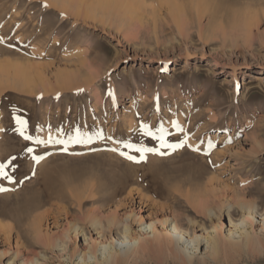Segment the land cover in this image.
<instances>
[{
	"label": "rangeland",
	"instance_id": "rangeland-1",
	"mask_svg": "<svg viewBox=\"0 0 264 264\" xmlns=\"http://www.w3.org/2000/svg\"><path fill=\"white\" fill-rule=\"evenodd\" d=\"M79 1L0 0V165L7 173V176H0V187L8 189L0 192V211L3 212H0V264H78L79 254L88 251L98 241L92 229L86 239L81 236L75 241L67 239L69 255L49 250L42 243L36 244L50 237H65L72 218L62 208L68 207L72 199L71 211L74 208L79 210L76 196L86 184L74 185L79 189L68 188L66 201L57 202L58 199L54 198L49 202L48 197L53 185L50 184L58 178L72 175L73 171H94L87 174L90 178L93 175L92 184H103L101 192L94 194V198L108 202L105 210L101 211L102 216L112 213L125 220L134 210L136 216L133 220L136 222L159 221L162 215L156 208V201L158 205L170 202L148 191L142 195H150V201L145 199L144 202L136 188H132L135 192L133 197L128 196L134 171L141 170L142 165L155 156L159 161L155 160L156 164L164 169L162 182L167 178V185L183 202L179 208L176 207V214L186 219V226H189L185 217L188 209L193 213L192 218L198 215L192 205L189 207V197L205 195V199L210 195V201L213 198L216 203L225 201L222 203L225 207L233 205L232 219L226 212L220 220L204 217L208 219V231H199V228L198 234L205 232L211 237H226V240L221 241L222 250L216 258L210 256L207 246H200L193 264H264V250L233 248L228 241L242 217L237 204L245 201L258 207L260 215L255 219L253 229L251 226L247 228L251 233H257L264 243V233L261 232V220L264 218V46H261L264 40V4L260 7L264 0L252 3L261 1L254 5L261 9L257 10L261 13H254L259 17V24L254 26L251 35L243 33L234 23L240 20L239 13L247 0L242 5V0H120L117 9L112 10L98 7L97 0ZM208 1L219 4L220 21L224 22L222 19L225 18L230 25L219 21L221 24L214 28L209 14L208 17L199 15ZM252 1L250 6L247 1L248 9ZM190 2L195 6L190 8ZM233 3L240 11L234 6L232 8ZM175 4H180L184 12ZM172 8L178 10L179 16ZM255 8L250 10L256 12ZM249 11L247 15H253ZM234 12L239 15L236 16L238 19L233 17ZM246 13V18L242 14L241 20L251 21L253 17L249 18ZM209 28H214L217 33L209 31ZM247 42L251 48L245 45ZM24 71L31 75L28 76L32 79L31 84L18 77L19 72ZM110 90L112 95H109ZM18 120L25 122L24 135L33 139L25 140L20 134ZM145 126L154 136L145 134ZM160 129H163L164 142L171 143L177 139L175 143L187 144L192 155L181 158L177 155L184 148L159 147L162 141L155 137L161 136ZM37 138L45 143L37 144ZM50 138L51 143L48 142ZM78 139L81 142H76ZM210 142L212 147H209ZM155 145H159L158 148L166 154L162 155L160 151L144 153L145 159L140 163L129 161L120 154L123 152L139 158L140 153L135 148H154ZM28 148L33 152L29 153ZM35 155L44 156L42 162H34L32 157ZM100 161L104 162L103 166H100ZM41 165L45 169L39 173L37 170ZM182 165L187 167L186 174L173 175L170 168ZM56 166L70 172L64 171L66 175L62 172V177H59L61 171L58 175ZM53 167L58 171L51 173L50 170L55 169ZM47 168L51 176L42 173ZM130 172H133L132 178ZM39 174L46 175V179ZM182 175L184 177H180ZM112 176L129 180L124 197L132 199L135 205L130 204L128 198L124 199V194L123 199L121 196L114 198L113 193L118 186L110 182ZM8 177H13V180H7ZM40 179L46 188L39 184ZM205 186L208 195L203 194ZM108 193L111 196H107ZM24 198L47 206L40 211L22 208L20 205ZM11 200L16 202L15 205ZM123 201L125 206H121ZM198 202L195 205L199 206ZM97 205L86 206L84 214L97 207L99 209L101 204ZM167 213L173 217L170 210ZM38 221L42 226L39 232L34 229ZM157 225L161 230V225ZM134 229L138 238L152 242V235L143 234L135 225ZM235 237L238 239L239 235ZM76 247L80 252L71 258ZM42 253L48 259H43ZM158 253L151 248L135 251L128 264H182L181 256L177 258L168 252L161 257ZM33 258H38L39 262H33Z\"/></svg>",
	"mask_w": 264,
	"mask_h": 264
},
{
	"label": "bare ground",
	"instance_id": "bare-ground-1",
	"mask_svg": "<svg viewBox=\"0 0 264 264\" xmlns=\"http://www.w3.org/2000/svg\"><path fill=\"white\" fill-rule=\"evenodd\" d=\"M49 1H51V2H53V3H58V2H62V1H66V2H71V3H73V2H78L79 0H49ZM81 1V0H80ZM79 1V2H80ZM82 1H84V0H82ZM87 1V0H86ZM119 1L120 0H97V2H96V4H97V6L98 7H100V8H102V9H108V10H112V9H117L116 7H118L119 5H120V3H119ZM237 1V0H236ZM240 1V0H239ZM238 1V3L237 4H239V7L242 5V3H243V1H246V0H242V2H241V5H240V2ZM248 1V0H247ZM245 2V6H246V3H248V2ZM250 1L251 0H249V3H248V6H250L249 4H250ZM256 1V0H255ZM173 2H177V1H173ZM221 2V1H220ZM222 2H224V1H222ZM230 2V1H229ZM254 2V0L251 2V7H249V9L247 8V6H246V9H245V11L243 10V7L245 8V6L243 5L242 6V11H244V12H242V11H240V9H238L239 7L237 6V4H236V6L238 7V8H236V6H235V4L234 5H232V8H233V6H234V9H238L240 12H241V14L239 13V15H240V17L242 18V14H244V16H245V12H247L246 13V15L248 14V11L250 10V8H255V6L254 5H257L258 3H260L259 1H258V3L257 4H252ZM65 3V2H64ZM178 3H180V2H178ZM190 3H192V2H190ZM194 3V2H193ZM190 4V8H191V6L193 5V6H195L194 4ZM206 3V6H205V8H202V10H200V14L199 15H201V16H207V14H209L210 16V19L212 18V26H214V28L215 27H217V25L219 26V24H221V23H226V24H228L229 22L228 21H226V20H224V19H222L224 22H222V21H220L221 19H220V17H219V14H220V7L218 6L219 4L217 3L216 5L215 4H213V3H211V2H205ZM225 4H226V2H224ZM224 3H222V4H224ZM236 3V2H235ZM254 3H256V2H254ZM189 4V3H188ZM231 4H232V1H231ZM264 3H260V7L263 5ZM76 5V4H75ZM173 5V4H172ZM177 4H175V6H176ZM183 5V4H182ZM196 5H197V3H196ZM253 5V6H252ZM81 6V5H80ZM179 6V7H178ZM178 6H176V8L178 9V10H184L183 9V7L181 6L180 7V4L178 5ZM221 6V5H220ZM231 6V5H230ZM97 7V8H98ZM257 7V6H256ZM173 8H174V6H173ZM173 8L171 9V10H173ZM174 9L173 11L175 12H177V14H178V10L177 9ZM180 8V9H179ZM223 8H225V7H223ZM228 8V7H227ZM241 8V7H240ZM189 9V8H188ZM192 9H193V7H192ZM252 9L250 10L251 12H253L252 11ZM126 10V9H125ZM237 10V11H238ZM247 10V11H246ZM257 10H261L259 7H257V8H255V11L257 12ZM172 11V12H173ZM229 11V10H228ZM230 11H232V10H230ZM249 11V12H250ZM184 12V11H183ZM202 12V13H201ZM223 12H224V10H223ZM253 12L252 14L253 15H247L249 18H252L253 17V21L251 20L250 21V19H248L249 21H245V19H244V21H243V19L241 20V18H239L240 20H237V21H235L234 23L237 25V27H239L238 29L239 30H242L243 31V33H244V31H245V33L246 34H248V35H251L252 33H253V28H254V26H258V24H259V22H258V18L256 17V15L254 16V13L255 14H258L259 12ZM189 13V12H188ZM195 13V12H194ZM222 13V12H221ZM227 13V12H226ZM225 13V14H226ZM261 13V12H260ZM176 14V13H175ZM183 15L185 14V13H182ZM235 14V15H234ZM250 14V13H249ZM263 14V13H262ZM186 15V14H185ZM221 15V14H220ZM233 17L235 18L236 16H237V14L234 12L233 13ZM239 15L237 16V17H239ZM178 16H179V14H178ZM188 16V15H187ZM204 16V17H205ZM222 16V15H221ZM260 16V15H259ZM197 17H198V15H197ZM208 17V16H207ZM236 17V19H238ZM256 17V18H255ZM191 18V17H190ZM245 18H246V16H245ZM202 19V18H201ZM219 21L221 22V23H219ZM230 21V20H229ZM260 21V20H259ZM252 22V23H251ZM256 22V23H255ZM258 22V23H257ZM255 23V24H254ZM229 25H230V23H229ZM232 26H230V28H231ZM255 27V28H256ZM212 28V27H211ZM211 28H209V31H213L214 32V28L213 29H211ZM233 28V27H232ZM185 29V28H184ZM187 29V28H186ZM211 29V30H210ZM235 29V28H234ZM237 29V28H236ZM217 30V29H216ZM215 30V31H216ZM219 30V29H218ZM239 32V31H238ZM238 32H236V33H238ZM215 33V32H214ZM213 33V34H214ZM217 33V32H216ZM215 33V34H216ZM249 37V36H248ZM250 40V39H249ZM252 42V41H251ZM262 42L263 43H261V46H264V40H262ZM248 43H250V42H247V43H245V45L247 46V45H249V46H252L251 44H248ZM248 47V46H247ZM248 48H251V47H248ZM1 65V64H0ZM17 67H20L19 65H17ZM21 67H23V66H21ZM23 68H26V67H23ZM17 69H19V68H17ZM16 69V70H17ZM32 70V69H31ZM31 70H29V72L31 71ZM33 71V70H32ZM31 71V75H33V72ZM30 74H27L25 71L24 72H19V75H18V77L19 78H22V80L24 81V82H26L27 84H31V82H32V79H30L28 76H29ZM30 75V76H31ZM35 75H33V77H34ZM34 80H36L35 78H34ZM14 82H16V81H14ZM36 82V81H35ZM62 82L65 84V83H67L66 82V79L63 77L62 78ZM18 84V83H17ZM61 122V121H60ZM130 125V124H129ZM87 127V126H86ZM133 127V126H132ZM58 128V127H57ZM88 128V127H87ZM134 128V127H133ZM57 130V129H56ZM130 130V129H129ZM132 130V129H131ZM154 132V131H153ZM134 133V132H133ZM137 133V132H136ZM142 134H143V132H142ZM27 135V134H26ZM37 135V134H36ZM112 135V134H111ZM137 135V134H136ZM144 135V134H143ZM164 136H165V134H164ZM168 136V135H167ZM167 136H165V137H167ZM179 136V135H178ZM58 137V136H57ZM68 137V136H67ZM128 137V136H127ZM158 137V136H157ZM164 137V138H165ZM180 137V136H179ZM140 138V137H139ZM144 138V137H143ZM177 138V137H176ZM112 139V138H111ZM126 139V138H125ZM145 139V138H144ZM171 139V138H170ZM174 139V138H173ZM185 139V138H184ZM117 140V139H116ZM131 140V139H130ZM143 140V139H142ZM154 140V139H153ZM165 140V139H164ZM137 141V140H136ZM155 141V140H154ZM176 141H177V139H176ZM175 140H172L171 141V143L170 142H166V144H174L175 142H176ZM150 142V141H149ZM153 142V141H152ZM161 142V141H160ZM179 142H181L180 140H179ZM31 143V142H30ZM177 143V142H176ZM175 143V144H176ZM145 144V143H144ZM153 144V143H152ZM181 144V143H180ZM39 146V145H38ZM96 146V145H95ZM99 146V145H98ZM137 146V145H136ZM158 146L159 145H155V146H153L154 148H158ZM187 146V147H186ZM186 146L185 145H183L181 148H184V150L182 151V152H178L179 153V155H177V153H176V155H177V157H181V158H183V157H185V156H188L187 154H190V155H192L191 153H190V149L188 150V145L186 144ZM116 147V146H115ZM159 147H161V145L159 146ZM165 147V146H164ZM168 148V147H167ZM158 150L160 151V152H163V153H165L166 154V151H161L159 148H158ZM158 151V152H159ZM170 151V150H169ZM189 151V152H188ZM22 153V152H21ZM15 154V153H14ZM160 154V153H159ZM197 154V153H196ZM17 155V154H16ZM162 155H164V154H162ZM94 156H96V155H94ZM90 157V156H89ZM100 157V156H99ZM102 157V156H101ZM158 157V156H157ZM156 156L155 157H153V158H149V160H148V162L146 163V164H144V165H142V169L141 170H139L140 168V166L138 167L139 169L137 170V171H134V179L133 180H131V184H132V186H136V185H138V187H132V186H130V188H131V191L129 192V194H128V196H129V198H132L133 197V192L134 191H132V188L135 190V188H136V193H138V194H140V195H142L143 194V192L144 191H148V192H150V193H152L154 196H156V197H159V198H164L165 199V201L167 200V203H169L170 202V204H165V205H158V201H156L157 203H156V208L158 209V211H160L161 212V215H162V218L158 221H154V220H152L150 223H145V222H143V221H138V222H136V219L135 220H133V217H135L136 215H135V213H134V210H132V212H130L127 216H126V219L124 220L123 218H119L120 216H118L117 214H112L111 213V215H108V216H106V217H104V216H102L101 215V211H102V209H104L105 208V205H106V203H108L106 200H104V199H100V198H94V196H96V195H94V194H98L99 192H101V189L103 188V184H101V182H100V184H92V177H93V175H92V177L90 178V177H88V175L89 174H92V173H94V171H80V170H78V171H73V172H71L72 173V175H70V174H68L69 176H65L66 175V172H70V171H67V168H68V170H69V167H67V166H64L63 165V167H67V168H63V171H62V168H61V170L57 167V169H59V171L55 168V167H53V168H55V169H53L54 171H51L50 170V172L51 173H53V172H55L56 170L58 171V175H59V172H60V175H59V177H62L61 176V173L62 172H64V171H66V172H64L65 173V175H64V173H63V175L66 177H62V178H58L57 179V177H56V175H55V179L54 180H56V182H53V183H51L50 185H52L51 186V189H50V193H49V202L51 201V199L54 201V198H55V200L56 199H58L57 200V202H59V200L60 201H66V199H68L69 198V196H67L68 195V193H69V191H68V193H67V191L66 190H68V188H76V187H78V186H75L74 187V185H76V184H81V183H83V184H86L85 185V187H84V190L82 191V192H79L78 190H77V192H79V193H77V196H76V194L75 195H72V198H73V196H76V198L78 199L77 201H78V203H77V207L79 208V210H76V208H74V211L72 212L71 211V202L73 201V199H72V201L71 202H69L70 203V205L68 206V207H63L62 209H66V215H68V216H70V218H72V221L70 222V223H68V229L66 230V233H65V237H57V238H54V237H50V238H44L45 240L43 241H37L38 243H36V244H39V245H41V243L43 244L42 246H44L45 248H47V249H54V251L55 252H63V253H66L67 255H69V253H68V251H70V249H69V247H68V241H67V239L69 240V239H73L74 241L78 238V237H85V239L88 237V234L90 233V229H92V231H94V232H96V234H97V236H98V241H95V243L92 245V246H90V248L88 249V251H85V252H81L80 254H79V259H80V261H79V263L78 264H92V262L95 264H128L129 263V261H130V258H131V255H132V253L133 252H135V251H139V250H141V249H143V250H147V249H156V251L157 252H159L158 254H159V256H161V255H163V254H166V253H170V255L171 256H175V257H177V258H179V256H181L180 257V259H181V262H182V264H193V260H195V257L197 256V254H198V251H199V248H200V246H207V250L209 249V251L211 252L210 253V256L212 257V258H216L217 256H219V254H220V250H222L221 249V241L222 240H226V237H222V238H220L219 236L218 237H211L210 235H209V233H207V234H205V232L206 231H208L207 230V228H206V223H207V220H205V218L204 217H207V218H210L211 220H214V219H216V220H220L221 219V217L223 216V214L226 212L227 213V216L230 218V219H232V217H233V213H232V208H233V205H229V206H227V207H225L224 206V204H222V203H224L223 201H222V203L221 202H219V203H216V202H213L212 201V199H211V201H210V198H209V196L207 197V198H205L204 199V197H205V195L204 196H202V198H201V196L199 197V196H196V197H189V199H188V202L190 203V206L189 207H191V205L193 206V208H194V212H195V209H196V211H197V213H198V215L197 216H194L193 218H192V216H193V213H192V211L191 210H187L186 211V215H185V217L188 219V222H189V226H186V224H184V221H186V219L184 220L183 219V216L182 215H177L176 214V207H178L179 208V206H181L182 205V200L179 198V196H177L176 195V192L175 193H173V189H172V187L170 188L168 185H167V178L166 179H164L163 178V182H162V179H161V177H162V172L164 171V169H162L159 165H157L156 164V161H158V159L156 160V158H157ZM85 158V157H84ZM88 158V157H87ZM95 158H98L97 156L95 157ZM138 158V157H137ZM93 159V158H92ZM104 159V158H103ZM151 159V160H150ZM163 159V158H162ZM201 159V158H200ZM24 160V159H23ZM99 160V159H98ZM107 160V159H106ZM147 160V159H146ZM156 160V161H155ZM202 160V159H201ZM26 161V160H25ZM92 161V160H91ZM105 161V160H104ZM168 161V160H167ZM16 162V161H15ZM35 162V161H34ZM42 162V161H41ZM88 162V161H87ZM89 162H90V160H89ZM97 162V161H96ZM101 162V161H100ZM144 162V161H143ZM159 162V161H158ZM9 163V162H8ZM44 163V162H43ZM93 163V162H92ZM130 163V162H129ZM140 163V162H139ZM13 163H11V165H12ZM39 164V163H38ZM98 164H100L99 162H98ZM103 164H104V162H103ZM103 164H102V162H101V164H100V166H103ZM108 164V163H107ZM134 164V163H133ZM143 164V163H142ZM10 165V164H9ZM8 165V166H9ZM37 165V164H36ZM43 165V164H42ZM40 166V167H38V170L37 171H39V173H41V170H43V166ZM88 165V164H87ZM93 165V164H92ZM106 165V164H105ZM131 165V164H130ZM90 166V165H89ZM94 166V165H93ZM100 166H98V167H100ZM107 166V165H106ZM109 166H110V164H109ZM126 166V165H125ZM174 166V165H173ZM176 166V165H175ZM202 167H203V164L201 165ZM10 167V166H9ZM14 167V166H13ZM12 167V168H13ZM96 167V166H95ZM98 167H96V168H98ZM201 167V168H202ZM107 168V167H106ZM128 168H130V167H128ZM45 169V168H44ZM99 169H101V168H99ZM103 169V168H102ZM101 169V170H102ZM105 169V168H104ZM171 170H172V174L173 175H175V176H177V175H179V173L181 172H185L186 171V169H187V167H185L184 165H182V166H179L178 168L177 167H171L170 168ZM179 169V170H178ZM13 170V169H12ZM14 170H18L17 168H15ZM14 170H13V173H15L14 172ZM47 170H48V168L46 169V171H44V172H42V173H47ZM118 170V169H117ZM128 170H130V169H128ZM49 171V170H48ZM56 171V172H57ZM111 171V170H110ZM125 171V170H124ZM131 171V170H130ZM18 172V171H17ZM21 172V171H20ZM50 172H49V174H50ZM85 172H87V173H85ZM105 172V171H104ZM195 172V171H194ZM106 173V172H105ZM114 173V172H113ZM124 173V172H123ZM129 173V172H128ZM131 173H133V172H130V176H131ZM9 174V173H8ZM30 174V173H29ZM38 174V173H37ZM48 173L46 174V175H48V176H51V175H49ZM88 174V175H87ZM108 174V173H107ZM107 174H105V175H107ZM118 174V173H117ZM185 174H186V172H185ZM200 174V173H199ZM14 175H16V174H14ZM18 175V174H17ZM40 175V174H39ZM38 175V176H39ZM45 175V176H46ZM53 176H54V174H52ZM57 175V176H58ZM110 175H113V174H110ZM9 176V175H8ZM11 176V175H10ZM40 176H42L43 177V179H46V177L44 176V175H40ZM39 176V178H42V177H40ZM48 176H47V180H48ZM114 176H115V174H114ZM196 176V175H195ZM30 177V176H29ZM45 177V178H44ZM96 177V176H95ZM105 177V176H104ZM115 177H117V176H115ZM121 177H122V175H121ZM180 177H184L183 175L182 176H180ZM186 177V176H185ZM6 178V177H5ZM13 178V177H12ZM38 178V179H39ZM106 178V177H105ZM107 178H108V176H107ZM109 178H111V176H109ZM108 178V179H109ZM130 178H132V176L130 177ZM192 178V177H191ZM4 179V178H3ZM15 179V178H14ZM37 179V180H38ZM87 179L89 180L88 182H87ZM98 179V178H97ZM103 179V178H102ZM113 179V180H112ZM112 179L110 180V182L111 181H113L115 184H116V186H118V188H117V191H114L116 188H114V193H113V196H114V198H118V197H122V195L126 192L125 191V187L128 185V183H129V180H127V179H124L123 180V178L122 179H118V178H113V176H112ZM115 179V180H114ZM116 179H118L117 180V182H116ZM177 179H179L178 177H177ZM7 180H9V179H7ZM13 180V179H12ZM17 180V179H16ZM42 179H40V181H41ZM53 180V178H52V181H54ZM106 180V179H105ZM125 180H127L126 182H125ZM171 180H172V178H171ZM182 180H184L183 178H182ZM189 180H190V178H189ZM196 180V179H195ZM4 181V180H3ZM2 181V182H3ZM15 181V180H14ZM40 181H37L36 183H38V182H40ZM43 181V180H42ZM40 182L39 184H41V183H43V182ZM96 181V180H95ZM94 181V182H95ZM98 181V180H97ZM188 181V180H187ZM192 181V180H191ZM197 181V180H196ZM13 182V181H12ZM16 182L17 181H15V185H16ZM45 182H46V180H45ZM193 182V181H192ZM195 182V181H194ZM201 182V181H200ZM199 182V183H200ZM1 183V182H0ZM46 183H49V181H47ZM187 183H189V182H187ZM196 183V182H195ZM194 183V184H195ZM7 184V183H6ZM10 184V183H9ZM8 184V185H9ZM14 184V183H13ZM113 184V183H112ZM114 184V185H115ZM178 184V183H177ZM196 184H198V183H196ZM208 184V183H207ZM42 185V184H41ZM40 185V186H41ZM45 185V184H44ZM44 185H42V187L44 186ZM82 185V184H81ZM80 185V186H81ZM174 185V184H173ZM199 185V184H198ZM3 186V185H2ZM5 186H7V185H5ZM83 186V185H82ZM106 186H108V185H106ZM115 186V187H116ZM188 186V185H187ZM192 186V185H191ZM32 187V186H31ZM47 186L45 185L43 188H46ZM109 187V186H108ZM140 187V188H139ZM179 187V186H178ZM197 188V186H194L193 188ZM39 188V187H38ZM38 188H36L37 190H38ZM174 188V187H173ZM180 188V187H179ZM189 188V187H188ZM200 189H202V187H199ZM198 188V190H200ZM40 189V188H39ZM76 189H79V188H76ZM104 189H105V187H104ZM107 189V188H106ZM111 188H109V190H110ZM172 189V190H171ZM176 189V188H175ZM183 189V188H182ZM203 189H205V190H203L204 192H203V194H207L208 192H206V186H205V188H203ZM13 190V189H12ZM17 190V189H16ZM46 190V189H45ZM178 190V189H177ZM176 190V191H177ZM180 190V189H179ZM196 190V189H195ZM26 191V190H25ZM72 191V190H71ZM104 191V190H103ZM125 191V192H124ZM184 191V190H183ZM182 191V192H183ZM194 191V190H193ZM197 191V190H196ZM196 191L195 192H193V193H196ZM202 191V190H201ZM208 191V190H207ZM34 192V191H33ZM127 192H128V190H127ZM180 192V191H179ZM178 192V193H179ZM187 192V191H186ZM190 192V191H189ZM17 193V192H16ZM89 195H88V194ZM135 193V192H134ZM177 193V194H178ZM202 193V192H201ZM34 194V193H33ZM39 194V193H38ZM100 194H103V193H100ZM110 194L112 195V191L110 192ZM109 193H108V195L107 196H111ZM183 194V193H182ZM181 194V195H182ZM191 194H192V191H191ZM18 195V194H17ZM20 195V194H19ZM18 195V196H19ZM28 195V194H27ZM31 195H32V192H31ZM36 195V194H35ZM48 194H46V196H47ZM70 195V194H69ZM86 195H88V196H86ZM106 195V194H105ZM104 195V196H105ZM127 195V194H126ZM180 195V196H181ZM184 195V194H183ZM208 195V194H207ZM26 196V195H25ZM125 196V194L123 195V197ZM150 196V195H149ZM149 196H147V197H145V196H143L142 195V197H144V202H146V200L145 199H147V201L149 202L150 201V197ZM190 196H192V195H190ZM214 196V195H213ZM29 197V196H28ZM38 197V196H37ZM87 197H91L90 199L89 198H87ZM123 197H122V199H123ZM149 197V198H148ZM9 198V197H8ZM11 198H13V197H11ZM15 198V197H14ZM13 198V199H14ZM20 198H21V196H20ZM34 199H35V196L33 197ZM107 198H109V197H107ZM128 198V197H127ZM126 197H124V199H127ZM128 198V200H131V201H129V203L130 204H132L133 203V205H135V203H134V201H132V199H129ZM185 198H186V196H185ZM30 199V198H29ZM34 199H32V200H26L25 198H24V200H22L23 202L21 203V205H20V207H22V208H30V209H32V210H39V209H41L43 206H47V204H45V205H43V203L42 202H39V201H37V200H34ZM134 199V198H133ZM152 199V198H151ZM224 199V198H223ZM19 200V199H18ZM21 200V199H20ZM38 200H40V197H39V199ZM115 200V199H114ZM118 200V199H117ZM120 200V199H119ZM118 200V201H119ZM143 200V199H142ZM155 200V199H154ZM220 200H221V198H220ZM3 201V200H2ZM9 201V200H8ZM8 201H6V202H8ZM12 202H13V200H11ZM17 201V200H16ZM102 201H103V203L104 204H102ZM106 201V202H105ZM118 201H115V202H118ZM125 201V200H124ZM124 201L123 202H121V206H125V204H124ZM196 201H199L198 202V204H199V206L198 205H195V202ZM15 202V201H14ZM14 202H13V205H15L14 204ZM19 202V201H18ZM114 202V201H113ZM152 202H154V201H152ZM10 202H8V204H9ZM16 203V202H15ZM61 203V202H60ZM68 203V204H69ZM159 203H161V202H159ZM18 204V203H17ZM20 204V203H19ZM55 204V203H54ZM54 204H53V206H54ZM74 204V203H73ZM97 204H101V206H100V208L98 209V207L96 208V209H93V210H91V211H89L88 213H86L85 212V214H84V212H83V210H84V208L86 207V206H89V205H92V206H95V205H97ZM127 204V203H126ZM144 204V203H143ZM151 204H153V203H151ZM12 205V204H11ZM48 205H49V203H48ZM62 205V204H61ZM238 205V207L241 209V213H242V217H241V220H240V225H237V227H235L236 229L233 231H231V233H230V235H229V237H228V241L230 242V244H231V246L233 247V248H236V247H238V248H247V249H254L255 251L256 250H259V251H263L264 250V243L262 242V239L260 238V236H258L257 235V233H251L250 232V229H248L247 227L248 226H251V228L253 229V224H254V221H255V219H258V214H259V212H258V207H257V205L256 204H254V203H250V202H245V201H242V202H240V203H238L237 204ZM52 206V205H51ZM50 206V207H51ZM98 206V205H97ZM151 206V205H150ZM187 206V205H186ZM8 207V206H7ZM18 207V206H17ZM56 207V206H55ZM61 207V206H60ZM106 207H108V206H106ZM183 207V206H182ZM10 208H12V207H10ZM14 208V207H13ZM12 208V209H13ZM77 208V209H78ZM130 208V207H129ZM225 208H227L226 209V211L224 210ZM3 209V211L6 213V214H8V212H7V210L5 211L4 210V208H2ZM60 209V208H59ZM239 209V210H240ZM57 210V209H56ZM105 210V209H104ZM168 210H170L171 211V213H172V215H173V217L171 218L170 217V215H169V213H167L168 212ZM11 210H9V212H10ZM23 211V210H22ZM40 211V210H39ZM51 211V210H50ZM65 211V210H64ZM86 211V210H85ZM179 211V210H178ZM1 212V214H3V212H2V210L0 211ZM75 212V213H74ZM4 213V214H5ZM32 213H34V212H32ZM53 213V212H52ZM51 213V214H52ZM81 214V218L79 219L78 218V214ZM117 213V212H116ZM5 214V215H6ZM75 214V215H74ZM77 214V215H76ZM4 215V216H5ZM43 215V214H42ZM192 215V216H191ZM260 215V214H259ZM7 216V215H6ZM46 216V215H45ZM45 216H43V217H45ZM191 216V217H190ZM264 216V215H263ZM184 217V218H185ZM5 218V217H4ZM200 218V220H198ZM263 218V217H262ZM7 220V219H6ZM40 220V219H39ZM24 221V220H23ZM41 221V220H40ZM40 221H38V223L35 225V227H34V229H35V231H38L39 232V230L41 229V224H40ZM25 222V221H24ZM136 223V224H135ZM157 223H159L160 225H161V230L160 229H158V225H157ZM187 223V222H186ZM261 223H263L262 224V228H261V232L262 233H264V218L261 220ZM138 224V225H137ZM134 225L135 226H138V229H140V231L141 232H144L143 234H146V235H152V237H153V240H152V242H149V241H144V239H142V237L141 238H138L137 236H136V233H135V229H134ZM2 226V225H1ZM34 225H32V227H33ZM9 227V226H8ZM29 227V226H28ZM10 228V227H9ZM200 228V230L199 231H205L203 234H198V229ZM30 229H32V228H30ZM10 230V229H9ZM28 230V229H27ZM42 231V230H41ZM252 231H254V230H252ZM6 232H8V231H6ZM9 233V232H8ZM8 233H6V234H8ZM28 233H29V231H28ZM10 234V233H9ZM31 234V233H30ZM32 235V234H31ZM38 235V234H37ZM142 235V234H141ZM236 235H239V237H238V239L235 237ZM32 237V236H31ZM21 238H22V236H21ZM38 239V238H37ZM40 239V238H39ZM43 239V238H42ZM31 240H32V238H31ZM34 240V239H33ZM204 243V244H203ZM80 251H78V249H77V247L76 248H74L73 249V253H72V256H71V258L72 257H75V255L77 254V253H79ZM168 253V254H169ZM41 254V253H40ZM164 256V255H163ZM207 256V255H206ZM162 257V256H161ZM42 258L43 259H48V257H47V255L46 254H44V253H42ZM34 259V261L33 262H39V259L38 258H33ZM180 259H179V261H180ZM28 262V261H27ZM32 264V263H31Z\"/></svg>",
	"mask_w": 264,
	"mask_h": 264
},
{
	"label": "snow or ice",
	"instance_id": "snow-or-ice-1",
	"mask_svg": "<svg viewBox=\"0 0 264 264\" xmlns=\"http://www.w3.org/2000/svg\"><path fill=\"white\" fill-rule=\"evenodd\" d=\"M43 6H44V7H48L47 4H44ZM62 15H63V14H62ZM109 95H112L111 90L109 91ZM17 123L20 125V129H19V131H20V134H21L22 136H24V139H25V140H31V139H33L31 136H26V135H24L25 122L22 121V120H18ZM160 132H161V136H160V137H155V138L160 139V140L162 141V144H161L162 147L166 146V147L171 148V149L174 150V149H176V148H179V147H182V146H183V142H182L181 144H166V142L163 141V129H160ZM145 134H146V135H153V136H154V133H152L151 129H148L147 126H145ZM35 142H36L37 144H44V143H45V141L40 140L39 138H37ZM48 142H49V143L52 142V141H51V138L49 139ZM57 142H58V143H63L62 141H57ZM76 142H81V141L78 139ZM212 146H213V145H212L211 142H210V143H209V147H212ZM126 147H128V148H133L134 146H132V145H126ZM113 150L115 151V149H113ZM27 151H28L29 153H31V152H33V149H32V148H28ZM135 151L140 153L139 158H137L136 156H133V155H129V154H127V153H123V152H121L120 154H121L122 156H125L126 159H128L129 161H133V162L139 163L140 161H142V160L145 159V155H144V153H157L159 150L156 149V148H135ZM161 154H164V153H161ZM32 159H33L34 161H36L37 163H39L41 160L44 159V156L35 155V156L32 157ZM0 176H7V173H5V172L3 171V166H2V165H0ZM8 179H9L10 181L12 180L11 177H8ZM4 191H8V189L3 188V187H0V192H4Z\"/></svg>",
	"mask_w": 264,
	"mask_h": 264
}]
</instances>
